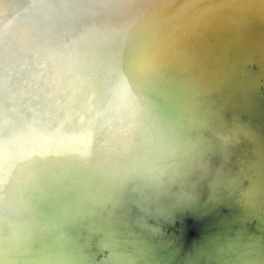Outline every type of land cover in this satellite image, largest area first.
I'll list each match as a JSON object with an SVG mask.
<instances>
[{
    "label": "water",
    "instance_id": "obj_1",
    "mask_svg": "<svg viewBox=\"0 0 264 264\" xmlns=\"http://www.w3.org/2000/svg\"><path fill=\"white\" fill-rule=\"evenodd\" d=\"M0 264H264V0H0Z\"/></svg>",
    "mask_w": 264,
    "mask_h": 264
}]
</instances>
